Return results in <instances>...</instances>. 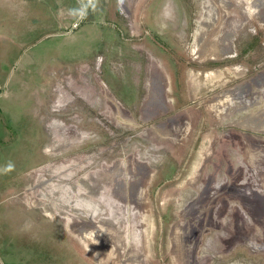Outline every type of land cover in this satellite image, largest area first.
<instances>
[{
  "label": "rangeland",
  "instance_id": "374dc122",
  "mask_svg": "<svg viewBox=\"0 0 264 264\" xmlns=\"http://www.w3.org/2000/svg\"><path fill=\"white\" fill-rule=\"evenodd\" d=\"M0 264H264V0H0Z\"/></svg>",
  "mask_w": 264,
  "mask_h": 264
},
{
  "label": "bare ground",
  "instance_id": "6f19581e",
  "mask_svg": "<svg viewBox=\"0 0 264 264\" xmlns=\"http://www.w3.org/2000/svg\"><path fill=\"white\" fill-rule=\"evenodd\" d=\"M157 84V83H156ZM154 102V101H153ZM41 206V205H40ZM46 207H48V206H46ZM75 221H76V219H75ZM78 223V222H77ZM93 227H92V229H94V228H99V225H92ZM78 228H80L81 229V231H82V234H83V236L85 237V238H90L91 240H94V241H96V240H99V237L98 236H96L93 232H92V229H88V228H83L82 226H78ZM100 229H102V230H104L105 231V233L107 234V237H110L109 239H113V236H115V233L112 231H110V229L109 228H106V227H104V226H100Z\"/></svg>",
  "mask_w": 264,
  "mask_h": 264
}]
</instances>
